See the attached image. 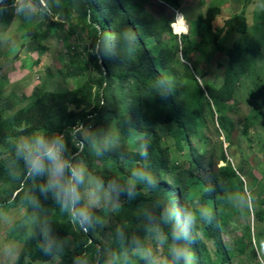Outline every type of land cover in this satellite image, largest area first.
Segmentation results:
<instances>
[{"label": "rangeland", "instance_id": "1", "mask_svg": "<svg viewBox=\"0 0 264 264\" xmlns=\"http://www.w3.org/2000/svg\"><path fill=\"white\" fill-rule=\"evenodd\" d=\"M5 1L0 0V110L6 119H13L20 110L29 107L32 97L39 90L70 91L88 76L99 77V71L92 65L77 68L87 62L95 41L94 35L85 29L79 28L76 33L70 34V25L76 24L80 15L76 5L71 4L65 12L57 13L55 0H51V3L47 0L46 14L27 16L15 10L14 0L10 7L2 8ZM135 3L146 4L149 16L157 22H164V12L156 2L139 0ZM214 7L219 12L214 16L209 30L202 31L198 20L200 17L206 18L207 11ZM177 11L185 16L182 23L186 27L174 23ZM177 11L170 10L171 16H174L170 32L159 39H145L150 56L165 79L178 87L181 105L184 109L191 107V111L193 102L197 100L194 92L196 83L203 89L207 85L217 89L223 83L225 70L229 66H232L231 74L240 71L236 76L234 96L225 112L233 123L231 135L228 137L220 129L207 99V102H203L205 113L202 121L187 118L186 126L194 134L189 143L184 144L183 150L173 140L172 133L176 127L172 124L144 131V124L138 118L137 128L133 130L128 127L126 119H121V110L115 106L121 99V93L130 90L131 82H118L111 86L112 97L104 104L100 118H92L87 124L94 129L118 132V146L99 157L87 148V160L80 152L75 154L84 161L90 172L106 182L109 176L125 179L137 167H146L156 176L159 174L162 180L181 190L188 204L190 198L197 199L199 206H206L212 213L216 211L225 217L221 239L223 253L230 255L228 264H264V0H181ZM239 14L245 19L243 32H239L233 21L227 23ZM109 38L114 41L112 37ZM187 43L192 50L187 58H183L182 51ZM74 52L80 55L77 66L71 65ZM78 74L80 76L76 77ZM97 91L99 88L95 86L93 92ZM69 106L74 111L84 107ZM148 143L151 147H158L159 151L151 155L147 148V158L140 159L137 157L139 146ZM7 154L8 151L0 147V162ZM157 160L162 162L158 168ZM227 161L234 169L240 165L243 167L240 174L237 172L241 182H233V177L226 178L222 182L221 196L217 195L213 202H202L199 199L204 196L207 187L221 180L220 171ZM12 163L0 171V212L11 221L0 219V264H16L25 250L27 238L39 229L24 225L21 202H13V198L18 187L23 190V197L30 190L39 198L41 194L33 189V181L23 173L22 162H17L19 177L10 175ZM141 185L142 192L150 196L151 188ZM235 197H246V205L235 204ZM174 198L179 201L178 197ZM39 203L38 214L43 221L50 207H45L42 201ZM260 209L263 211L261 221L254 215ZM32 211L27 208L29 214ZM144 211L142 205H131L126 200H121L118 210H98L97 214L104 223L96 225L92 231L101 242L102 251H119L115 236L117 227L123 228L128 236H131L134 228H140V237H146L145 229H141L147 224ZM207 223L200 221L198 226ZM73 225L75 235L85 241L78 224L74 222ZM246 231L257 255L255 259L249 253L240 255L237 252L236 240ZM75 235L64 240L63 251L58 255L33 264H64L72 257ZM198 237L202 238L200 231ZM205 242L207 248L214 252L210 242ZM8 244L14 249L12 256H6L3 252ZM166 246L162 251L165 252ZM194 255L198 264L200 252L197 250ZM214 258L212 256L210 262ZM137 264L143 262L137 261Z\"/></svg>", "mask_w": 264, "mask_h": 264}, {"label": "trees", "instance_id": "2", "mask_svg": "<svg viewBox=\"0 0 264 264\" xmlns=\"http://www.w3.org/2000/svg\"><path fill=\"white\" fill-rule=\"evenodd\" d=\"M48 1L51 3V0ZM137 1L139 2V0H55L54 9H56L57 13L65 12L66 7L71 4L77 6L80 15L78 22L70 25V34L76 33L79 28L85 29L91 35H94L93 38L96 45L98 37L101 33H104L114 39L115 48L110 55L103 59L92 53L88 54L87 62L79 66L77 65L80 62V55L74 52L71 65L77 66V68L92 65L99 71L98 78L88 76L84 82L78 83L70 91L50 92L39 90L32 97V104L20 110L11 120L6 119L0 110V147H4L8 151L7 157L0 162V171L6 169L14 160L13 140L19 135L31 134L37 130L63 134L72 153L80 152V155L85 157L86 160L89 159L88 147H84L83 150L76 147V142L70 135L71 129L77 122H83L87 125L92 118L93 120L99 119L104 111V104L109 102L112 97V94H110L111 86L118 82H131L130 90L121 93V99L115 103V106L121 110V119L127 120L128 127H130V122V128L133 130L137 128L136 119L138 118L144 124V131L172 124L176 127V130L172 133L173 140L177 147L183 150L184 144L189 143L194 134L186 126L187 118L202 121L205 113L203 102L207 99L216 114L218 126L225 135L228 137L231 135L233 123L225 112L228 109V103L234 96L236 76L240 74V71L231 74L232 66H229L225 70L223 83L217 89L208 85L203 89L196 83L194 92L197 100L192 104V111L191 107L184 109L180 102L178 87L167 81L159 72L145 43L146 38L154 37L159 39L163 34L170 32L171 19L174 17L173 15L171 16L170 10H179L181 0H146L151 3L156 2L155 4L164 12L163 23L157 22L154 17L149 16L146 11V4L137 5L135 3ZM12 4L13 0H6L3 2L2 8L10 7ZM218 12L216 7L209 9L206 18H199V28L202 31L209 30L214 16ZM232 21L238 26L239 32L245 30V19L242 14L233 17L227 23ZM128 31L132 32L136 37L131 51H126V44L122 39V34ZM41 37H45V35H41ZM191 50L192 46L187 43L182 51L183 58H187ZM79 76L80 74L76 77ZM95 86L99 88V91L94 93ZM71 104L84 107L79 111H74L70 109L69 105ZM14 123H16V128H13L15 126ZM156 138L158 139V136ZM147 148L151 155L159 151L158 147L156 148L154 145L151 147L150 143L147 144ZM137 157L142 158L140 155ZM157 162L158 168L162 162L159 160ZM225 163V166L220 171L221 180L217 183L212 182L207 187L204 196L199 199L202 202L206 200L213 202L217 195L221 196L222 187L224 186L222 182L226 178L233 177V182H241L238 173L240 174L243 171V167L240 165L234 169L229 161ZM154 177L157 180V186L151 188L152 194L150 196L142 192V185L140 184L134 199H129L125 195L121 197V200H126L131 205H142L145 210L157 216L164 207L177 201L174 198L175 196L178 197L181 204H188L179 188H175L162 180L159 174ZM113 178L119 177L109 176L106 180ZM16 190L13 202H21L23 190L20 187ZM41 201L45 207H50L49 213L43 220L47 221L53 235L63 242L69 236H74V221L66 213L61 212L59 205L51 198V195L47 198L41 195L39 202ZM29 209L32 208L29 207ZM254 215L259 221L263 219V211L261 209L256 211ZM224 226L225 217L219 215L216 211L212 213L210 223L198 226L195 240L188 245L194 253L197 250L200 252L198 264H228L230 255L228 256L222 251L221 233L224 231ZM77 227L85 241L75 235L72 257L65 260L64 264H74V259L85 253L88 254L92 264H100L103 259L101 242L97 240L92 230L85 231L79 225ZM141 229L144 230L145 228ZM198 231L202 234L201 239L198 237ZM132 235L140 237V228H134ZM249 238V234L246 231L236 240L237 252L240 255L246 253L248 255L249 253V256L255 259L257 255L251 247ZM245 239L248 241L245 242ZM205 240L210 242L214 252L207 248ZM40 243L41 236L38 229L31 237L27 238L25 250L18 258L16 264H33L36 261L48 260L50 256L45 255L41 251ZM94 253H96L95 257ZM212 256L215 258L213 262H210Z\"/></svg>", "mask_w": 264, "mask_h": 264}, {"label": "clouds", "instance_id": "3", "mask_svg": "<svg viewBox=\"0 0 264 264\" xmlns=\"http://www.w3.org/2000/svg\"><path fill=\"white\" fill-rule=\"evenodd\" d=\"M13 7L18 13L27 16L46 14L47 0H14ZM185 16L177 11L175 22L186 27ZM126 51H131L136 37L128 31L122 34ZM115 43L107 34L101 33L98 42L93 46L92 54L103 59L110 55ZM129 126L131 124L129 122ZM73 137L80 150L88 147L96 156H103L106 151L118 146L120 135L111 130L94 129L83 122L71 129ZM14 160L10 167V175L18 178L17 162H22L23 173L33 181V189L41 195L51 198L59 205L61 212L66 213L83 230H94L96 225L104 220L97 214L98 210L111 208L118 210L121 197L134 199L140 184L149 188L157 186V180L146 167L133 168L125 179L113 178L107 182L100 176L89 171L87 165L77 154H73L68 141L63 134L49 133L37 130L31 134L17 136L13 142ZM139 155L147 158V145L139 146ZM234 203L245 206L246 197H235ZM33 209L32 213L27 208ZM39 198L33 190L25 193L21 201V213L24 225L38 227L41 251L55 257L63 251V241L54 236L46 220H41ZM143 215L147 220L146 237L128 236L124 229H115L119 251L106 250L102 253V264H196L192 249L188 246L195 240L200 221L211 222L212 212L206 206H199L197 199L190 198L189 204L179 201L164 207L159 215L145 210ZM0 219L11 222L0 212ZM169 241H171L169 243ZM167 245V252L162 251ZM3 252L6 256L14 255L10 244L5 245ZM96 253H94L95 257ZM74 264H92L85 253L74 259Z\"/></svg>", "mask_w": 264, "mask_h": 264}]
</instances>
